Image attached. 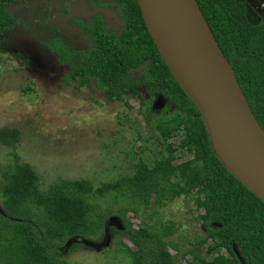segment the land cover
Here are the masks:
<instances>
[{
  "label": "trees",
  "instance_id": "trees-1",
  "mask_svg": "<svg viewBox=\"0 0 264 264\" xmlns=\"http://www.w3.org/2000/svg\"><path fill=\"white\" fill-rule=\"evenodd\" d=\"M106 1L118 8L124 30L117 37L95 39L91 51L77 55L81 63L64 82L82 87L95 81L109 102L122 100L124 94L142 97L141 87L148 95L173 103L174 112L155 124L158 158L151 163L140 158L132 164L131 174L97 188L88 180L62 179L42 191L36 170L13 155L15 164L1 172L0 264H69L61 259L59 248L73 238L95 236L110 214L107 210L93 220L89 199L113 197L117 202L119 195L145 210L162 207L178 195L193 198L206 230L198 242L205 246V255L191 253L187 264H264V203L214 156L198 110L160 57L136 1ZM196 1L264 131V18L250 20L246 0ZM14 2L0 0V41L11 31L14 17L7 7ZM141 67L142 78L133 79L129 72ZM179 130L184 134L180 150L191 158L175 163L177 149L169 141ZM19 140L18 129L0 128L1 145L14 150ZM126 212L121 208L118 216ZM133 226L125 219L122 230L110 228L131 243L132 247L116 240V249L131 264H178L164 239L168 227L158 232L142 223Z\"/></svg>",
  "mask_w": 264,
  "mask_h": 264
},
{
  "label": "rangeland",
  "instance_id": "rangeland-1",
  "mask_svg": "<svg viewBox=\"0 0 264 264\" xmlns=\"http://www.w3.org/2000/svg\"><path fill=\"white\" fill-rule=\"evenodd\" d=\"M35 1L27 0L17 7L23 10L22 17L27 10L24 5L34 8ZM251 8L259 12L258 7ZM31 15L29 12L26 17ZM31 35L16 27L0 41V128L20 132L14 150L0 144V185L1 172L16 162L13 155L36 170L42 191L62 179L88 180L97 188L131 174L132 164L140 158L150 163L158 158L155 124L174 112L173 103L152 97L141 87L142 97L124 94L122 100L109 102L96 82L84 87L66 84L67 70ZM138 76L135 72L132 78ZM183 135L181 130L176 131L169 141L177 149L175 163L191 158L188 151L180 150ZM112 198L89 199L94 206L93 220L107 210L110 214L98 234L73 238L59 248L62 260L69 264H131L116 249V240L132 247L131 243L110 230H122L125 219L134 228L142 223L163 232L168 227L169 236L164 239L178 264L192 260L191 253L205 255V246L198 242L206 230L192 197L178 195L162 207L147 210L134 207L120 195L117 202ZM121 208L127 209L124 217L118 216ZM0 212L3 213L1 196Z\"/></svg>",
  "mask_w": 264,
  "mask_h": 264
},
{
  "label": "water",
  "instance_id": "water-1",
  "mask_svg": "<svg viewBox=\"0 0 264 264\" xmlns=\"http://www.w3.org/2000/svg\"><path fill=\"white\" fill-rule=\"evenodd\" d=\"M149 36L198 110L219 163L264 203V131L196 0H135Z\"/></svg>",
  "mask_w": 264,
  "mask_h": 264
},
{
  "label": "flooded vegetation",
  "instance_id": "flooded-vegetation-1",
  "mask_svg": "<svg viewBox=\"0 0 264 264\" xmlns=\"http://www.w3.org/2000/svg\"><path fill=\"white\" fill-rule=\"evenodd\" d=\"M25 1L27 0H15L7 7L14 17L9 33L17 27L23 33L27 31L32 34L31 37L36 39L39 47L42 45L47 48L56 63L67 70L66 76L74 66L81 63L77 55L94 48L95 39L104 35L117 37L125 28L121 13L110 1L104 4V0H32L35 1L34 8L31 5H24L27 10L25 17H22L23 10L17 7L23 5ZM246 1L249 5L250 20L258 22L264 18L262 0ZM252 6L258 7L259 12L253 11ZM29 12L32 13L31 17H26ZM32 26L34 30L30 29ZM141 71L142 67L129 73L133 76L137 72L139 74L137 79H141ZM94 82L92 81L91 85Z\"/></svg>",
  "mask_w": 264,
  "mask_h": 264
}]
</instances>
